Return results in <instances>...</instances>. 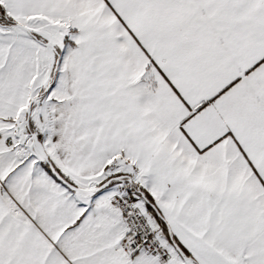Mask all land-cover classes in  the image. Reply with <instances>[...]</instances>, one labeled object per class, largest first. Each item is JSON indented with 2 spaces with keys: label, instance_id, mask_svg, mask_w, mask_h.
Returning <instances> with one entry per match:
<instances>
[{
  "label": "snow or ice",
  "instance_id": "1",
  "mask_svg": "<svg viewBox=\"0 0 264 264\" xmlns=\"http://www.w3.org/2000/svg\"><path fill=\"white\" fill-rule=\"evenodd\" d=\"M0 264H264V0H0Z\"/></svg>",
  "mask_w": 264,
  "mask_h": 264
}]
</instances>
